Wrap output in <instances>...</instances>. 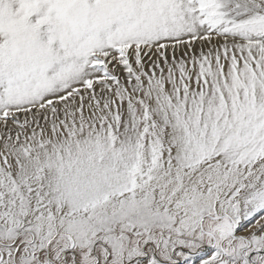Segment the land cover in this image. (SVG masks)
<instances>
[{
    "label": "snow or ice",
    "instance_id": "snow-or-ice-1",
    "mask_svg": "<svg viewBox=\"0 0 264 264\" xmlns=\"http://www.w3.org/2000/svg\"><path fill=\"white\" fill-rule=\"evenodd\" d=\"M0 264H264V0H0Z\"/></svg>",
    "mask_w": 264,
    "mask_h": 264
}]
</instances>
